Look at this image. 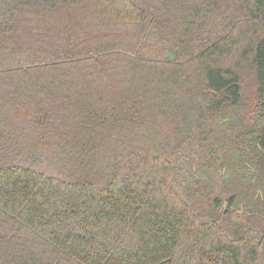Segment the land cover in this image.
Wrapping results in <instances>:
<instances>
[{
	"label": "trees",
	"instance_id": "1",
	"mask_svg": "<svg viewBox=\"0 0 264 264\" xmlns=\"http://www.w3.org/2000/svg\"><path fill=\"white\" fill-rule=\"evenodd\" d=\"M0 264H264V0H0Z\"/></svg>",
	"mask_w": 264,
	"mask_h": 264
}]
</instances>
